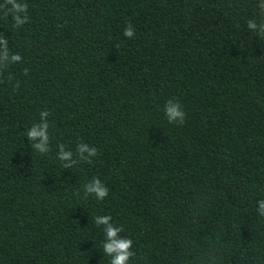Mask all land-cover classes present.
Here are the masks:
<instances>
[{
	"label": "trees",
	"instance_id": "1",
	"mask_svg": "<svg viewBox=\"0 0 264 264\" xmlns=\"http://www.w3.org/2000/svg\"><path fill=\"white\" fill-rule=\"evenodd\" d=\"M26 2L22 27L0 19L22 56L8 69L20 87L0 81V264H109L96 215L134 241L129 264H208L209 250L264 264V40L246 26L258 0ZM42 110L46 155L26 136ZM81 141L98 155L63 169L58 145ZM94 177L102 201L84 198Z\"/></svg>",
	"mask_w": 264,
	"mask_h": 264
},
{
	"label": "clouds",
	"instance_id": "2",
	"mask_svg": "<svg viewBox=\"0 0 264 264\" xmlns=\"http://www.w3.org/2000/svg\"><path fill=\"white\" fill-rule=\"evenodd\" d=\"M258 17L249 18L246 21V26L251 30L253 36H258L264 40V0H258ZM11 16L13 20V28H20L30 20L29 4L26 0H0V19ZM123 35L127 38H134L135 28L131 21L124 28ZM22 60L19 53H12L9 50V39L0 32V81H6L14 89L20 87L19 81L13 83L14 76L8 71L10 65L18 63ZM7 72V76L5 73ZM29 69H24V74L27 75ZM165 115L169 123L183 125L186 120V112L182 104L178 100L169 99L164 108ZM50 112L42 110L39 112L40 120L32 124L28 128L26 136L28 137L31 147L34 151L41 155H46L51 152L50 147V123L48 117ZM57 158L62 162L63 169H72L80 162L91 164L92 158L98 155V149L86 142H79L76 145L75 153L66 148V145L61 143L58 145ZM84 198L87 199L92 195L97 200H104L109 189L106 184L99 178L94 177L91 181L83 185ZM256 212L259 216L264 217V199L256 201ZM92 221L96 226H103L104 240L102 242L103 253L110 257L109 264H129L130 260L137 256L133 250L134 241L122 236L124 231L122 225L113 223L111 215H96L92 217ZM208 264H215V252L209 250L205 253Z\"/></svg>",
	"mask_w": 264,
	"mask_h": 264
}]
</instances>
